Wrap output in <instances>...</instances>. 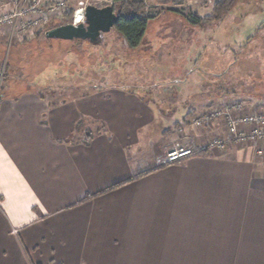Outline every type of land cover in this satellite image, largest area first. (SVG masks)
<instances>
[{
	"label": "crops",
	"instance_id": "obj_1",
	"mask_svg": "<svg viewBox=\"0 0 264 264\" xmlns=\"http://www.w3.org/2000/svg\"><path fill=\"white\" fill-rule=\"evenodd\" d=\"M81 115L97 129L67 142ZM155 118L125 87L0 98V264H264V141L161 164L142 148Z\"/></svg>",
	"mask_w": 264,
	"mask_h": 264
},
{
	"label": "rangeland",
	"instance_id": "obj_2",
	"mask_svg": "<svg viewBox=\"0 0 264 264\" xmlns=\"http://www.w3.org/2000/svg\"><path fill=\"white\" fill-rule=\"evenodd\" d=\"M216 1L190 6L183 0H145L150 18L144 38L130 49L114 27L94 40L49 36L51 28L73 22L76 10L87 4L113 5L112 0H65L59 15L37 37L20 40L8 29L0 30V98L26 91L66 100L95 88L134 89L156 110L150 127L153 144H143V153L152 151L157 160L176 143L202 146L223 135L211 132L200 144L185 141L187 128L202 111L225 107L235 97L246 101L245 111H264L263 103L247 100L264 95V0H235L220 20L191 21L193 15L211 16ZM218 95L226 96L222 104L215 100ZM203 98H211L207 107L189 110ZM178 108L190 112L176 122L181 118L173 116ZM79 119L83 123L74 131V140L98 127L87 117ZM211 124L226 125L217 118L198 128L211 129Z\"/></svg>",
	"mask_w": 264,
	"mask_h": 264
},
{
	"label": "built area",
	"instance_id": "obj_3",
	"mask_svg": "<svg viewBox=\"0 0 264 264\" xmlns=\"http://www.w3.org/2000/svg\"><path fill=\"white\" fill-rule=\"evenodd\" d=\"M208 1L211 0H183L190 6ZM64 6L65 0H0V30L8 29L11 37L14 35L20 40L25 39L42 30L53 16L59 15ZM78 10H82L83 21L85 6ZM76 13L72 22L74 24H77ZM229 102L225 107L208 112L202 111L191 125L199 127L220 118L226 124L221 137H215L199 147L178 146L179 143H176L177 148L166 151L157 161L168 164L207 149L224 151L231 144L244 145L264 141V111H245L246 101L238 97L232 98Z\"/></svg>",
	"mask_w": 264,
	"mask_h": 264
},
{
	"label": "trees",
	"instance_id": "obj_4",
	"mask_svg": "<svg viewBox=\"0 0 264 264\" xmlns=\"http://www.w3.org/2000/svg\"><path fill=\"white\" fill-rule=\"evenodd\" d=\"M112 8L114 13L118 16L117 21L113 27L121 33L124 42L130 49L136 48L140 45L147 28L148 16L145 6V0H112ZM235 0H220L215 2L213 14L207 18H201L193 15L191 21L193 23H201L203 21L220 20L222 16L230 9ZM49 26V25H48ZM43 30L38 31L33 35L37 37ZM82 120L79 119L75 123V129L82 126ZM92 136L90 131L85 133L83 142H87ZM74 135L72 134L67 142L73 141Z\"/></svg>",
	"mask_w": 264,
	"mask_h": 264
},
{
	"label": "water",
	"instance_id": "obj_5",
	"mask_svg": "<svg viewBox=\"0 0 264 264\" xmlns=\"http://www.w3.org/2000/svg\"><path fill=\"white\" fill-rule=\"evenodd\" d=\"M118 16L111 5L98 7L87 4L84 10V20L80 23H65L49 30L52 38L64 40H94L100 33L109 31Z\"/></svg>",
	"mask_w": 264,
	"mask_h": 264
},
{
	"label": "bare ground",
	"instance_id": "obj_6",
	"mask_svg": "<svg viewBox=\"0 0 264 264\" xmlns=\"http://www.w3.org/2000/svg\"><path fill=\"white\" fill-rule=\"evenodd\" d=\"M82 21V10H78L76 13V22L79 23Z\"/></svg>",
	"mask_w": 264,
	"mask_h": 264
}]
</instances>
